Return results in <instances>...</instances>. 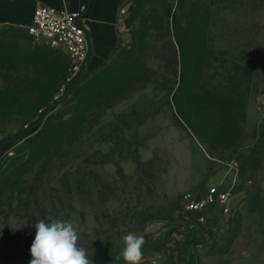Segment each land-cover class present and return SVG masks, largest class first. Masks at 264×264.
I'll return each instance as SVG.
<instances>
[{
	"label": "rangeland",
	"instance_id": "obj_1",
	"mask_svg": "<svg viewBox=\"0 0 264 264\" xmlns=\"http://www.w3.org/2000/svg\"><path fill=\"white\" fill-rule=\"evenodd\" d=\"M70 65L0 29V264H29L50 218L74 225L92 264H125L129 232L144 237L141 264H264V0H126L112 58L10 139ZM216 183L233 212L196 224L185 195Z\"/></svg>",
	"mask_w": 264,
	"mask_h": 264
},
{
	"label": "built area",
	"instance_id": "obj_2",
	"mask_svg": "<svg viewBox=\"0 0 264 264\" xmlns=\"http://www.w3.org/2000/svg\"><path fill=\"white\" fill-rule=\"evenodd\" d=\"M85 9L86 5H82L80 10L70 11L66 7L57 8L38 2L33 22L27 27L33 39L61 48L68 54L71 59L68 80L87 71L92 52L88 36L90 28L83 15ZM232 195L230 188L216 183L208 186L201 197L193 198L186 194L185 212L190 220L200 225L206 222V211L213 206H220L223 214L230 215L234 208Z\"/></svg>",
	"mask_w": 264,
	"mask_h": 264
},
{
	"label": "crops",
	"instance_id": "obj_3",
	"mask_svg": "<svg viewBox=\"0 0 264 264\" xmlns=\"http://www.w3.org/2000/svg\"><path fill=\"white\" fill-rule=\"evenodd\" d=\"M43 2L57 8L83 12L89 26L91 56L88 71H97L115 54L120 44V15L126 0H0V29L27 31L32 24L35 8Z\"/></svg>",
	"mask_w": 264,
	"mask_h": 264
},
{
	"label": "clouds",
	"instance_id": "obj_4",
	"mask_svg": "<svg viewBox=\"0 0 264 264\" xmlns=\"http://www.w3.org/2000/svg\"><path fill=\"white\" fill-rule=\"evenodd\" d=\"M35 237L30 247L29 264H92L87 249L79 245V235L70 221L50 218L34 225ZM124 248L120 254L125 264H141L143 260L142 235L132 232L123 236Z\"/></svg>",
	"mask_w": 264,
	"mask_h": 264
},
{
	"label": "trees",
	"instance_id": "obj_5",
	"mask_svg": "<svg viewBox=\"0 0 264 264\" xmlns=\"http://www.w3.org/2000/svg\"><path fill=\"white\" fill-rule=\"evenodd\" d=\"M176 39H177L178 45L180 46V52H181V58H182V65H181L182 66V76H181V78L183 79V77L185 75L184 72H186L185 69L187 68L185 46L182 44L179 37L178 38L176 37ZM200 45L203 47H207L206 45H202V44H200ZM200 58H201V56L198 59H200ZM205 58H206V56L203 55L200 60L205 61ZM198 66H199V63H198ZM100 69H98V70H100ZM81 75L82 74L80 73V74H77L74 77L70 78L69 80L67 79L66 82L64 83L62 94L57 99H55L48 107L41 110L40 117L36 121H34L32 124H30L29 126L24 128L23 130L19 131L17 134L13 135L10 139H20L21 140L27 132H30L35 128V125H37L38 123L43 121L45 113H47L48 111L55 108L62 101L65 102L70 97V95L74 92L75 88L79 85Z\"/></svg>",
	"mask_w": 264,
	"mask_h": 264
}]
</instances>
